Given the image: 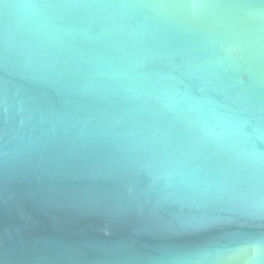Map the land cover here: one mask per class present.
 <instances>
[{
  "label": "water",
  "instance_id": "1",
  "mask_svg": "<svg viewBox=\"0 0 264 264\" xmlns=\"http://www.w3.org/2000/svg\"><path fill=\"white\" fill-rule=\"evenodd\" d=\"M0 264H264V0H0Z\"/></svg>",
  "mask_w": 264,
  "mask_h": 264
}]
</instances>
